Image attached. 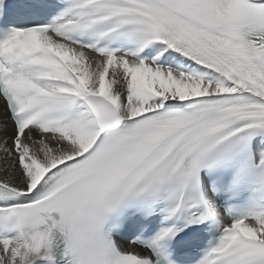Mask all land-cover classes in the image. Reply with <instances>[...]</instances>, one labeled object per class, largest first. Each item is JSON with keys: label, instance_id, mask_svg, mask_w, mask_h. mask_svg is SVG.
Returning a JSON list of instances; mask_svg holds the SVG:
<instances>
[{"label": "snow or ice", "instance_id": "1", "mask_svg": "<svg viewBox=\"0 0 264 264\" xmlns=\"http://www.w3.org/2000/svg\"><path fill=\"white\" fill-rule=\"evenodd\" d=\"M0 264H264V0H0Z\"/></svg>", "mask_w": 264, "mask_h": 264}]
</instances>
